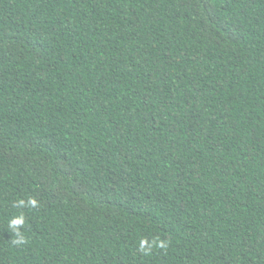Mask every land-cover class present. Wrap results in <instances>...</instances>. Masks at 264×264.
Segmentation results:
<instances>
[{
  "label": "trees",
  "instance_id": "trees-1",
  "mask_svg": "<svg viewBox=\"0 0 264 264\" xmlns=\"http://www.w3.org/2000/svg\"><path fill=\"white\" fill-rule=\"evenodd\" d=\"M0 264H264V0H0Z\"/></svg>",
  "mask_w": 264,
  "mask_h": 264
},
{
  "label": "clouds",
  "instance_id": "clouds-1",
  "mask_svg": "<svg viewBox=\"0 0 264 264\" xmlns=\"http://www.w3.org/2000/svg\"><path fill=\"white\" fill-rule=\"evenodd\" d=\"M18 204L21 207H24V206L36 207L37 201L35 199L30 198L27 201V205L25 204V201H23V200L18 201ZM23 224H24V217L23 216L14 217L9 221L8 227L12 231V234H13L12 243L14 245L19 246V245L27 242L26 239L24 238V236L22 235L21 231H20ZM161 246H163V245H161ZM141 250L147 251V249L143 248V242H142Z\"/></svg>",
  "mask_w": 264,
  "mask_h": 264
}]
</instances>
